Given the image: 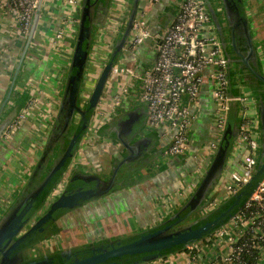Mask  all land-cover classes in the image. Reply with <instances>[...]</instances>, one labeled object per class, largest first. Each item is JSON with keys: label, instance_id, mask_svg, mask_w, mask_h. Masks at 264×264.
<instances>
[{"label": "built area", "instance_id": "obj_1", "mask_svg": "<svg viewBox=\"0 0 264 264\" xmlns=\"http://www.w3.org/2000/svg\"><path fill=\"white\" fill-rule=\"evenodd\" d=\"M45 1L0 0V14L11 13L14 16L16 35L25 42L36 9L40 2L43 8ZM160 1L152 0L150 7ZM171 3L176 6L175 16L158 33L151 30L147 18L148 7L138 12L84 137L98 132L129 104L138 103L146 109L145 130L159 131L169 138L170 143L164 154L170 157L185 156L190 149L192 129L201 112L203 96L209 94L214 105L212 121L215 134L206 144L205 154L200 155V166L196 172L203 177L208 169L207 163L212 161L221 143L231 106L238 104L242 109V118L231 153H243L242 171L231 174L225 196L211 194L201 211L202 215H206L217 210L228 198L241 192L254 176L261 141L259 117L256 114L254 95L241 82L238 74L234 73L232 62L225 56L207 2L173 0ZM132 5L133 0H124L123 6L116 9L118 15L113 8L110 9L108 21L98 31V36H102L109 29L111 18L118 16L110 28L118 38L127 26ZM81 6L82 0H66V10L53 36L55 47L73 53L74 46L71 47L66 41L68 37L76 41ZM42 14L43 11L38 21ZM99 41L100 38H97L92 45L88 67L100 47ZM148 42H152V60L140 71L142 64L137 57V50ZM113 46L109 47V56L102 61L100 68L103 69L111 58ZM118 60H121L122 68H118ZM121 75H125L127 79L121 80ZM99 76L100 74H97L93 80L85 75L79 100L81 106L88 104ZM112 79L116 90L110 94L112 87L107 90V85ZM234 86L238 88V92ZM233 91L236 93H231ZM38 98L37 90L36 96L30 99L27 110L20 113L3 135V139L12 140L34 106L38 104ZM250 111L254 112L252 116ZM44 114L46 120L49 112ZM206 157L209 159L207 162ZM65 175L48 196L47 205L61 194ZM193 189L189 188L190 193ZM255 259L257 264L264 263V180L244 207L216 231L212 238L194 243L183 251L170 253L150 264H253Z\"/></svg>", "mask_w": 264, "mask_h": 264}, {"label": "crops", "instance_id": "obj_2", "mask_svg": "<svg viewBox=\"0 0 264 264\" xmlns=\"http://www.w3.org/2000/svg\"><path fill=\"white\" fill-rule=\"evenodd\" d=\"M151 1L140 0L139 11L148 7L147 18L150 21L151 30L153 33H158L173 20L176 6L171 3L173 0H161L159 4L150 7ZM114 5L111 0L110 9ZM249 6L246 4L247 10ZM65 7L66 0L45 1L28 58L3 111L6 115L17 102H20L22 106L24 105L22 110L24 112L28 108L30 99L36 96L37 90L39 88L43 90L44 94L38 98L40 101L34 106L30 116L28 115L12 140L9 143L3 138L0 140V219L32 175L58 112L72 57L69 51L53 45V36L61 23ZM98 15L97 22H100V25L94 31L93 44L97 38L101 41L98 31L106 25L109 13L103 19L101 12ZM250 22L258 35L254 27L255 21L251 17ZM108 39L107 48H112V45L114 48L118 38L112 32ZM66 43L71 47L75 44L70 37L67 38ZM23 45L24 42L18 39L15 32L14 16L11 13L0 14V109L6 100ZM261 46L257 43L260 52L263 51ZM152 56V42H148L137 50V57L142 65L150 64ZM86 74L92 77L88 72ZM233 88L238 92V88L235 86ZM247 89L254 95L252 90L248 87ZM110 90V94H113L116 85ZM50 106L53 108L51 115L46 117L47 124H39L40 115L44 118V111ZM240 110L242 112L241 108ZM47 111L50 112V110ZM123 113L125 116L112 120L98 132L80 140L75 158L69 164L67 172H70V175L76 173L98 175L103 179L111 175L113 165L120 163V160L124 156L128 157L129 154L127 148L117 140L118 134L115 129L120 122L125 121L127 125L131 115L136 127L132 129L133 132L136 134L141 132L134 139L125 135V141H129L128 144L132 148L137 143H144L151 154L150 158L152 157L150 165L140 171L141 181L137 180L131 185L128 181L127 186L87 204L79 211L60 220L55 227L54 238L46 241L42 248H37V255L61 252L114 238L131 237L163 225L184 206L201 182L203 177L196 172L197 167L200 166V155L205 154L204 148L215 134L212 121L214 105L209 94L203 96L202 109L192 129L190 149L185 156H166L164 152L170 143L169 138L159 131L143 130L146 119V109L143 105L129 104L119 115ZM253 114L254 112L250 111V115ZM256 114H258L257 108ZM241 118L242 116L235 111L230 122L232 131L241 124ZM40 126L45 127L40 131ZM242 157L243 153L230 154L224 172L214 188V195L219 197L226 195L231 174L242 171ZM208 160L207 158L206 162ZM210 163L209 161L207 166ZM131 180L135 179L131 178ZM192 187L194 189L190 193L189 188Z\"/></svg>", "mask_w": 264, "mask_h": 264}, {"label": "water", "instance_id": "obj_3", "mask_svg": "<svg viewBox=\"0 0 264 264\" xmlns=\"http://www.w3.org/2000/svg\"><path fill=\"white\" fill-rule=\"evenodd\" d=\"M205 1L211 8V15L214 17L215 14L211 3L209 0ZM222 1L224 3L225 12L229 22L231 18L236 19L235 24L232 20V23L228 26L231 43L225 39L226 37H224L222 41L225 56L240 71V74H238L241 76L240 80L242 79L241 81L243 83L245 82L247 87L254 92V97L256 99L261 141L257 167L254 176L245 185L242 193L235 198L234 202L227 209L220 211L216 217L208 221L204 226L198 229H192L193 223H191L187 224L185 226L186 228L180 227L183 222L187 221L200 208L204 207L207 199L213 193L217 182L224 172L226 162L230 156L240 127L239 124L235 131H232L230 121L228 120L219 148L210 165L208 166V169L201 182L184 206L178 210V212H176V214H174L169 220H167L162 227H160L161 225L156 226L155 228L146 231L147 233L138 239L124 243L119 247H113L111 250L101 248L98 250L103 252H100L95 249V254L93 256L73 263H69L71 261L72 251L71 249L67 250L64 255L66 256V259H64L63 264H103L115 259L123 260L133 258L136 259L134 264L153 263L162 259L164 257L162 253L167 250H173L179 247H183L185 249L188 246L204 240L218 231L234 216L236 212L242 209V206L247 202L248 199H250L254 191L264 180V67L259 56L257 45L254 42L251 27L248 23H246V19L241 18L240 10H244L243 0ZM110 3L111 0H82L78 33L57 115L55 116L46 144L32 175L30 176L26 185L20 191L19 195L16 196L12 204L7 208L6 211L3 212V215L0 219V264H15L16 259L18 257L20 258L21 254L12 257L13 253L23 246L37 231L42 228V226H44L49 221H52L51 226L56 225V215L60 213L58 215L59 218L62 216V214L68 212L70 209H74V202L77 199L81 198L82 196H88L89 199L87 201H90L98 200L104 198L106 195H109L110 192H112L118 185V173L120 172V169L124 165L133 162L127 158L117 165L114 164L109 180H104L99 176H80V179L83 180L84 184H92V182H96L98 185H100L99 189L96 192L83 191L80 194H75L70 197L66 195L67 193H64L46 208L47 198L55 185L53 180L59 172L66 170L67 166L75 158V151L78 148L80 140L84 138L85 133L89 128L92 115L105 90L111 70L116 62L115 57L117 54H122L126 39L129 36L135 18L139 12L140 0H133L132 10L127 22V26L124 28L123 33L118 37L113 49V57L111 56L112 58L109 59L108 63L102 69L96 86L87 104L88 107H86L87 105L81 106L79 101L80 94L88 68L90 51L94 41V31L96 30L97 26L100 25V22H97V18L99 16L98 13L101 12V17L103 19L109 13ZM41 12L42 2L39 3L36 9L33 22L15 67L14 77L12 79L6 100L0 109V140L3 138V135L9 129V127L17 120L21 111L24 109V105L22 106V103L17 102L10 112H8L6 115L3 113L4 108L9 102L16 86L17 77L22 73L23 67L28 58V53L31 48L34 34L38 27V19L41 15ZM240 22L247 27V34L248 36H251L249 40L251 52L249 54L242 53L239 49H237V35L239 34L238 24H241ZM145 67L146 66L143 64L140 68V71H143ZM229 76H231V71L229 72ZM123 116H125L124 113L113 117L112 120H117L118 117L120 118ZM129 118L128 124L125 127V135L130 139H134L135 137H138V133L141 131H139L137 134L133 132L134 130L132 129L135 127L134 120L131 119V115H129ZM78 119L80 123L77 126L70 142L67 144L64 141L66 138L65 136L70 131L74 121ZM78 128L79 132L77 133L76 131ZM143 130H145V127ZM60 134L61 138L59 140ZM116 138L123 144L124 147L127 148L128 153L130 154L129 157L136 154L135 152H131L132 147H130L128 144L129 141H125V139H123L120 135H117ZM61 140L63 141L60 142ZM57 141L60 142L62 147L56 154L55 158L50 162L49 154L54 152L55 148L53 147ZM146 148L143 149L145 150ZM143 149L141 151H143ZM42 167H44V170L47 172L46 176L41 181V183L39 182L40 184L37 185V187L31 190L30 187L35 183V180L37 179ZM120 185L122 186V183H120ZM45 209H47L45 215H43V217L34 223L33 221L35 220V217ZM183 213L185 214L182 216ZM209 215L210 213L202 215L200 219H204ZM24 231L25 233L20 235V233ZM100 243L102 242H99V244ZM88 245L95 246L98 245V243ZM96 252L100 253L96 254ZM60 253L61 252H55L39 257L38 263L35 264H55L52 262L51 257ZM143 255L147 256L140 259V257ZM111 264L115 263L112 262Z\"/></svg>", "mask_w": 264, "mask_h": 264}, {"label": "flooded vegetation", "instance_id": "obj_4", "mask_svg": "<svg viewBox=\"0 0 264 264\" xmlns=\"http://www.w3.org/2000/svg\"><path fill=\"white\" fill-rule=\"evenodd\" d=\"M209 2L211 3L213 11H214V14H215V16L212 17V19H213V22L215 24V28H216L217 34L219 36V39H220V41L222 43V46H223V42L222 41H223L224 37H226L225 39H227L228 42L231 43L230 42V33H229L228 26H229V24L232 23V20H233V22L235 24L236 23V19H234V18L232 19L231 18L230 22H229V19L227 17L226 12H225L224 3H223L222 0H214V1L213 0H209ZM243 5H244V10L243 11L240 10L241 11V18L242 19H246V23H248L250 25L251 31H252V34H253V38H254V42L257 45V39L256 38L258 36L256 34V31H254V29L252 27V23L250 22V17H249V14H248V10H247V7H246L245 0H243ZM209 10H210V13H211V8L210 7H209ZM238 25H239V28H238L239 34L237 35V44H238L237 49H239L242 53L249 54L251 52V45H250V42H249L251 36L250 35L248 36V34H247L248 30H247V27L244 24L241 23V24H238ZM261 52L259 51V56L262 59ZM230 53H231V51H230ZM232 55H233V53H232ZM233 69L236 72V74H240V71L236 68V66L234 64H233ZM238 76H240V75H238ZM240 78H241V76H240ZM79 123H80L79 119L74 121L70 131L68 132V134H66V136H65L66 138L64 139V141L67 144L70 142V140H71V138H72L77 126L79 125ZM126 126L127 125H125V121H124V122L121 123V125L117 126L118 128L116 127V129H115L117 134L120 135L123 139H125V137H126L125 136V127ZM60 138H61V134L59 136V140H60ZM62 141L63 140H61L60 142H62ZM60 142L57 141V143L53 147V148H55L54 152L49 154L50 162L52 161V159L55 158L56 154L59 152L60 148L62 147L60 145ZM143 148H146V145L144 143H137L134 146L133 149L131 148V152H135L136 154L134 156L131 155L130 157H129L130 154H128V157L124 156L123 159L120 160V162H121V161H124L125 159L129 158V160L133 161V162L126 164L127 166L124 165L120 169V172L118 173V181H119L118 185L114 188V190L112 192H114L115 190H119L120 188L125 187L126 184L129 183L128 181H130L131 178L135 179V180H141L142 177H139L140 176V171L142 169H144V168H147L148 165H150L149 163H151V161H152V157L150 158L151 154L148 152V149L144 150ZM142 149H143V151H141ZM76 151H75V154H76ZM68 168H69V165L67 166V169ZM44 169L45 168L42 167L41 171L39 172V174L37 176V179L35 180V183L30 187L31 190H33L35 187H37V185H39L41 183V181L45 178L47 172ZM67 169L62 172V176L60 177V179L54 185V188H55L56 184L58 182H60L61 179L63 178V176L66 174L65 175L66 179H65V182H64V185H63V188H62V191H61V194L59 195V197L62 196L64 193H67L66 195L70 197V196L75 195V194H80L83 191L84 192L85 191H95L96 192L99 189L100 185H98L96 182H92V184H84L83 183V180L80 179V176L86 175V174L76 173V174H71L70 175V172H67ZM127 174L129 176L125 177ZM88 176H92V175H88ZM93 176H98V175H93ZM110 177H111V175H109L108 177L104 178V180H109ZM120 183H122V186L120 185ZM112 192H110V193H112ZM88 199H89L88 196H82L81 198L77 199L74 202V207L75 208L74 209H70L68 212L62 214V216H60L59 218H58V215L60 213L59 214L57 213L58 215H56V217H57V220H56V223H55L56 225H52L51 226L52 221H49L44 226H42V228L39 231H37L23 246H21L17 251H15L13 253L12 257H15V256L21 254L20 258L18 257L16 259V263L15 264H25V262L27 260L34 259V258L38 259L39 257L55 253V252H47V253L42 254V256L41 255H37V253H38L37 248H39V247L42 248L43 245L46 243V241H48L51 238H54V233L56 231L55 227L60 223V220L66 218V216H68L69 214H71L73 212L79 211V209H81L82 207L86 206L87 204L96 201V200L87 201ZM12 202H11V204H12ZM50 204H48V205L46 204V208ZM77 206H79V207H77ZM46 210L47 209H45L41 213H39L35 217V220L33 222L36 223L41 217H43V215H45V213H46ZM187 224H188V221H185V222H183L180 225V227L186 228L185 226ZM24 233H25V231L20 233V235L24 234ZM35 237H38V238L36 240H34L33 238H35ZM39 241H41V242H39ZM74 257L75 256L72 253L71 261L69 263H73V262L79 261V260H75Z\"/></svg>", "mask_w": 264, "mask_h": 264}, {"label": "trees", "instance_id": "obj_5", "mask_svg": "<svg viewBox=\"0 0 264 264\" xmlns=\"http://www.w3.org/2000/svg\"><path fill=\"white\" fill-rule=\"evenodd\" d=\"M85 47V46H84ZM85 49V48H84ZM121 55V54H120ZM120 55L119 54H117V56L115 57V59L117 60L119 57H120ZM113 57V56H112ZM111 57V58H112ZM242 82V81H241ZM243 83V82H242ZM243 84H245L246 85V83L244 82ZM231 93H236V92H231ZM86 107H88V105L86 106ZM235 111H236V113L237 114H239L240 116H241V114H242V112H241V110H240V107H239V105L238 104H233L232 106H231V110H230V112H229V116H228V120L230 121V122H232V119H233V117H234V113H235ZM145 123V122H144ZM77 133L79 132V128L77 129V131H76ZM127 166V165H126ZM125 166V167H126ZM62 172L63 171H61V172H59L58 174H57V176L54 178V180H53V182H54V184L59 180V178L61 177V175H62ZM127 176H129L128 174L125 176V177H127ZM137 180H130V184L129 185H131V184H133V183H135ZM141 181V180H140ZM126 186H127V184H126ZM243 191V190H242ZM242 191L241 192H239L236 196H232V197H230V198H228L227 200H225L222 204H221V206L218 208L219 210H215L214 212H212V213H210V215L208 216V217H206V218H204V219H200L201 217H202V214H201V211H202V209L203 208H200L193 216H191L187 221H188V224H191V223H193V225H192V229H198V228H200V227H202V226H204L208 221H210V220H212L214 217H216L218 214H219V212L220 211H223V210H225V209H227L233 202H234V200H235V198L237 197V196H239L241 193H242ZM246 204V203H245ZM244 204V205H245ZM244 205L242 206V208L244 207ZM237 213V212H236ZM235 213V214H236ZM185 213H183L182 214V216L184 215ZM234 214V215H235ZM199 220V221H198ZM163 225H161L160 227H162ZM147 232H145V233H141V234H138V235H135V236H131V237H126V238H114V239H110V240H105V241H103L102 243H98V245H95V246H90V245H83V246H79V247H75V248H73V249H71V251H72V253H73V255L75 256L74 257V259L75 260H82V259H85V258H89V257H91V256H93L94 254H95V252H94V250L95 249H97V251H100V250H98V249H101V248H106L107 250H111L113 247H119L120 245H122V244H124V243H127V242H130V241H133V240H135V239H138L139 237H141L142 235H144V234H146ZM214 234V233H213ZM212 234V235H213ZM212 235L211 236H209V237H207V238H205L204 240H201V241H199V242H205L206 241V239H208V238H212ZM38 237H35V238H33L34 240H36ZM197 243V242H196ZM95 247V248H94ZM184 250V248L183 247H179V248H176V249H173V250H167V251H165V252H163L162 254H163V256H166V255H168V254H170V253H173V252H177V251H183ZM63 252V253H62ZM65 252L66 251H61V253L60 254H58V255H54V256H52L51 257V260H52V262H54L55 264H63L64 263V259H66V256H64L65 255ZM100 252H103V251H100ZM100 252H96V254H98V253H100ZM145 256H147V255H143V256H141L140 257V259L141 258H143V257H145ZM50 260V261H51ZM135 258H133V259H123V260H118V259H115V260H111V261H109V262H107V263H103V264H111L112 262H114L115 264H134V262H135ZM38 261H39V259H37V258H34V259H30V260H27L26 262H25V264H31V263H33V264H35V263H38ZM47 262H49V261H47ZM46 262V263H47ZM253 264H257V260L255 259V260H253Z\"/></svg>", "mask_w": 264, "mask_h": 264}, {"label": "rangeland", "instance_id": "obj_6", "mask_svg": "<svg viewBox=\"0 0 264 264\" xmlns=\"http://www.w3.org/2000/svg\"><path fill=\"white\" fill-rule=\"evenodd\" d=\"M113 3L115 5L112 8L115 10L114 11L115 14L118 15L119 13H118V11H116V9H119V8H121L123 6L124 0H113ZM246 4H247V6L250 5L249 8H248L249 9L248 12H249L250 17L255 21L254 22V24H255L254 27H255V29L257 30V33H258V35H257L258 37L256 38L257 39V43H260L262 45L261 46V50H263V51L261 52V56H262V59H261L262 61L261 62H262V65L264 66V0H247ZM117 19H118V16L111 18L110 24L108 26L109 29L107 30V28H105L107 31L104 32L103 35L101 36L102 39H101V41H99L100 47L97 49L94 59H91V61H90L91 62V66H89V69L87 68L86 73L88 72L89 75L91 74L92 75L91 78H93V80H94L95 76L97 74H100V72L102 71V68H100V66H98V65H100L102 63V61H104L109 56V54H108L109 53V50H108L109 47L107 48V44H108V40H109L108 38H110L111 33H112L110 28L112 27L113 23L115 21H117ZM117 66H118V68H122L121 60L117 61ZM124 79H127V77L125 75H121V80H124ZM92 84L93 83L91 82L90 85L92 86ZM110 86L111 87L115 86V84L113 82V79L108 83L107 90L109 89ZM43 94H44L43 90L41 88H39L38 89V96H42ZM38 101H40V99H38ZM52 108L53 107L50 106V108L47 109V110H50V112L46 110V111H44V113L49 112V114L51 115ZM38 122H39V124L40 123L41 124H45V118H43L40 115V118H39ZM44 127L40 126V131ZM48 128H49V126H48ZM44 136H45V133H44ZM38 137H40V135H38ZM4 141L9 143V141H7L6 139H4ZM53 244H56V243L53 242ZM62 246H65V245H62ZM53 248H55V247H53ZM67 250H63V251H67Z\"/></svg>", "mask_w": 264, "mask_h": 264}, {"label": "bare ground", "instance_id": "obj_7", "mask_svg": "<svg viewBox=\"0 0 264 264\" xmlns=\"http://www.w3.org/2000/svg\"><path fill=\"white\" fill-rule=\"evenodd\" d=\"M99 66V65H98Z\"/></svg>", "mask_w": 264, "mask_h": 264}]
</instances>
